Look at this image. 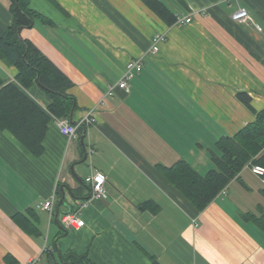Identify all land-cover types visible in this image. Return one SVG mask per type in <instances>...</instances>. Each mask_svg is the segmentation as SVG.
<instances>
[{
	"label": "crops",
	"instance_id": "1",
	"mask_svg": "<svg viewBox=\"0 0 264 264\" xmlns=\"http://www.w3.org/2000/svg\"><path fill=\"white\" fill-rule=\"evenodd\" d=\"M160 1L192 21L168 23L144 0H31L44 19L21 37L73 82L77 107L67 119L93 110L96 120L68 138L49 94L37 82L24 89L51 121L38 155L0 128V264H58L57 251L87 252L93 264H264L255 220L264 175L252 170L260 165L249 162L203 210L165 174L179 160L200 174L215 167L217 141L256 119L239 92L264 109V0ZM239 8L250 22L233 20ZM12 23L11 1L0 0V37ZM158 33L165 40L156 44ZM137 58L142 70L128 89L117 86ZM17 73L0 58V83ZM95 171L106 195L81 209V228L64 232L58 217L91 197ZM53 196L51 216L39 205Z\"/></svg>",
	"mask_w": 264,
	"mask_h": 264
},
{
	"label": "trees",
	"instance_id": "2",
	"mask_svg": "<svg viewBox=\"0 0 264 264\" xmlns=\"http://www.w3.org/2000/svg\"><path fill=\"white\" fill-rule=\"evenodd\" d=\"M10 1L13 23L0 37V58L14 65L18 73L15 81L0 83V128L10 130L38 155L43 150L51 116L24 89L37 82L52 99L48 106L50 113L69 119L72 110L77 107L74 96L68 92L73 82L32 41L21 37V30L33 27L36 19H44L43 15L31 6V0ZM144 1L168 23L177 20L162 1ZM238 97L256 112V119L235 135H227L217 141L220 154L212 153L215 167L206 174H200L187 161L179 160L165 172L173 185L198 210H203L213 201L249 162L264 167V156L258 157L264 148V109L256 111L248 93L239 92ZM27 218L22 214L15 216L19 223L27 222ZM58 220L61 222V217ZM255 220L264 229V214ZM61 226L64 232L67 231L62 222ZM53 256L58 264H93L87 252L57 251ZM149 264L161 263L152 257Z\"/></svg>",
	"mask_w": 264,
	"mask_h": 264
},
{
	"label": "built area",
	"instance_id": "3",
	"mask_svg": "<svg viewBox=\"0 0 264 264\" xmlns=\"http://www.w3.org/2000/svg\"><path fill=\"white\" fill-rule=\"evenodd\" d=\"M232 18L238 22H250L251 15L245 8H239L232 14ZM192 21V18L189 17H178V24H187ZM165 40V35L158 33L154 37L155 43H159ZM143 60L142 59H133L130 60L127 65L124 74L121 79L118 81L117 86L128 89L130 86L129 81L134 78V76L139 73L143 68ZM113 88V87H112ZM111 88V90H112ZM110 90V92H112ZM96 114L93 110H89L87 114L78 121L71 122L67 118H56L57 126L60 132L67 136L68 138L76 137L78 134V129L81 125L90 124L95 122ZM253 172L264 175V167L262 166H254L252 167ZM106 177L100 171H95L91 176V197L84 202L75 210H71L65 212L61 215V222L66 228H81L84 225V220L81 217V209L87 206L92 199H100L106 195L105 189ZM223 190L222 192H224ZM54 202L55 197L53 196L51 199L46 200L44 203L39 205L41 209H44L50 213L51 216L54 214ZM39 258L34 257L30 258L23 264H37Z\"/></svg>",
	"mask_w": 264,
	"mask_h": 264
},
{
	"label": "water",
	"instance_id": "4",
	"mask_svg": "<svg viewBox=\"0 0 264 264\" xmlns=\"http://www.w3.org/2000/svg\"><path fill=\"white\" fill-rule=\"evenodd\" d=\"M82 143H83V139H82Z\"/></svg>",
	"mask_w": 264,
	"mask_h": 264
},
{
	"label": "rangeland",
	"instance_id": "5",
	"mask_svg": "<svg viewBox=\"0 0 264 264\" xmlns=\"http://www.w3.org/2000/svg\"><path fill=\"white\" fill-rule=\"evenodd\" d=\"M44 262V261H43ZM43 264V263H42Z\"/></svg>",
	"mask_w": 264,
	"mask_h": 264
}]
</instances>
